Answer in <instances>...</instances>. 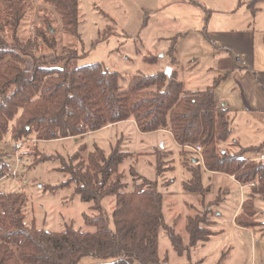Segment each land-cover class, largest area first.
<instances>
[{"label": "trees", "instance_id": "16d2710c", "mask_svg": "<svg viewBox=\"0 0 264 264\" xmlns=\"http://www.w3.org/2000/svg\"><path fill=\"white\" fill-rule=\"evenodd\" d=\"M27 1L0 0V179L11 175L16 163L8 145L13 147L23 139L36 142L84 136L131 119L141 132L170 131L181 146L183 158L191 154L189 147L202 138L201 158L195 163L185 159L191 176L184 181V189L201 195L208 190L202 182L201 169L233 175L243 185L251 182V192L242 201L235 222L242 227L257 225L254 196L264 195V159L249 160L245 154L259 153L264 144L239 147L235 152L218 147L230 137L231 126L228 108L217 106L213 87L187 91L176 71L169 77L159 70L132 75L123 88L120 74L102 62L72 68L59 66L58 62L77 56V52L63 47V56L44 58L35 38H18ZM39 1L59 16L64 31L77 30L79 0ZM261 1L264 0H249L251 15H255ZM40 24L46 25L39 28L41 41L55 48L50 22L43 20ZM172 50L171 45L168 53L173 63ZM27 58L32 61L29 69L25 68ZM147 58L156 62L152 54ZM126 154L118 144L107 155L96 146L88 152L86 161L78 152L71 157L78 160L75 164L62 161V171L68 177L53 186L74 182L73 193L92 202L96 213L83 215L92 231L68 224L63 231L53 232L27 224L26 194L0 191V264H77L87 255L100 259L90 264H133L130 258L139 264H167V257L158 254L157 231L161 227L179 255L207 241L213 233L208 228L209 209L188 217L185 243L173 225L164 222L157 178L140 174L138 179L133 178L129 190L124 189L118 166ZM161 173L158 164L157 176ZM105 196L113 197L111 218L102 205Z\"/></svg>", "mask_w": 264, "mask_h": 264}, {"label": "rangeland", "instance_id": "374dc122", "mask_svg": "<svg viewBox=\"0 0 264 264\" xmlns=\"http://www.w3.org/2000/svg\"><path fill=\"white\" fill-rule=\"evenodd\" d=\"M165 1L173 3L165 5ZM177 1L79 0L78 26L75 32H71L63 30L59 16L51 7L41 4L39 0H28L18 38L23 41L35 38L44 58H52L56 54L63 56L60 52L63 47L77 52V56H67V61L65 58L58 62L59 66L65 64L72 68L102 62L120 74L119 84L123 88L127 87L132 75L165 71L167 67L173 66L180 71L184 89H204L213 85L214 79L218 77V73H214L213 49L199 30L201 23L197 22V14H194L193 9L176 5ZM248 1L241 0V10L236 13L228 9L232 0H207L203 4L205 9L211 8L216 12L215 15L225 16L235 24L243 13L250 14ZM256 7L255 22L264 25V1L259 2ZM179 8L191 11L190 15ZM207 12L204 10L205 17ZM43 20L50 22L55 48L49 47L43 42L46 40L40 39L39 28L46 26L40 24ZM187 27L192 29L185 30ZM183 31H187L186 34L178 35ZM171 45H175L178 52V58L173 52L176 58L173 63L168 53ZM150 54L156 56V62L147 60ZM31 66L32 61L27 58L25 68L29 69ZM222 82L221 92L217 93V97L229 90L230 79ZM241 119L245 125L247 120H251L248 116L235 118L236 121ZM263 130L264 127L260 125L259 130L252 132V136H261ZM249 132L250 129H245L240 133L246 137L250 135ZM80 137H83L80 141L82 143L75 141L73 137H66L36 142L23 139L13 147L6 145L7 150L13 154L18 153L20 161L13 164L15 176L8 175L0 179V191L26 194L24 212L27 224L34 223L37 228L53 232L63 231L68 224L82 231H92L93 227L85 224L83 217L84 214L96 213L91 208L92 202L82 200L73 193L74 182L64 187L55 188L53 185L60 184L68 177L62 171L63 162L75 164L78 160L71 158L75 152L86 161L88 152L96 146L107 155L111 147L118 144L121 150L128 153L118 166L124 189L129 190L133 178L138 179L140 174L150 179L157 178L158 189L163 196L164 222L173 225L185 243L188 241L185 231L188 217L210 210L208 228L213 233L207 241L191 247L188 254H177L165 230L162 227L158 229V254L167 257V264H264V195L254 196L257 225L245 228L235 223L233 215L241 201L248 196L249 188H240L236 180L227 174L201 169L203 184L208 187L210 184L208 190L203 195L186 191L183 183L190 178L191 173L184 161L191 163V157L200 159L201 154L189 147L187 149L191 154L188 153L184 160L182 149L166 130L141 132L128 120L118 125L104 126L94 133ZM228 140L218 147L231 152L238 151L239 148L231 146ZM40 156L51 158L44 159ZM259 159L264 158H252ZM158 164L162 172L159 177ZM246 185L253 186V183ZM102 205L111 218L113 197L105 196ZM99 260L87 255L77 264H90ZM129 261L139 264L132 258Z\"/></svg>", "mask_w": 264, "mask_h": 264}, {"label": "crops", "instance_id": "0c3cea01", "mask_svg": "<svg viewBox=\"0 0 264 264\" xmlns=\"http://www.w3.org/2000/svg\"><path fill=\"white\" fill-rule=\"evenodd\" d=\"M170 3L173 2L165 1L164 4L169 5ZM203 3L206 4L207 0H178L176 5H182L186 7V9H193V11L195 12L194 14H197V22L201 23V29L199 30L202 32L204 39L211 45L213 49L212 58L215 60L214 73H218V77L214 79V85H211V87H213L214 90V96L217 106L222 105L228 108L231 126V133L228 141L231 142V146L236 145V148L264 144V130L263 133H261V136H252V132L259 130L260 125L264 127V25H259L258 22H255L256 15L253 16L251 15V13L247 15L243 13L242 18L239 19L237 23L233 24L227 17L220 15L218 17V14L215 15L216 12H214V10H212L211 8L210 10L212 12H207L206 18L204 10L206 11L207 9H205V5ZM240 4L241 0H232L228 9L232 13H236L241 10V7L239 6L242 5ZM179 9L182 10L181 8ZM182 12L188 15H190L191 13V11L187 12L185 10H182ZM191 29L192 28L188 29L187 27V29L185 30ZM186 32L187 31L180 32L178 35L186 34ZM172 47V52H174V54L178 58V52L175 49V45ZM174 61H176L175 57ZM170 68L171 72L174 70L178 73L179 78L181 79L183 84V80L180 76V71H177V69L173 66H170ZM228 79H230L229 90L226 94H221L217 97V93L219 94V92H221L220 87L223 83L222 81H228ZM215 80H217L216 83ZM194 90L203 89H188L187 91ZM237 116H248L249 118H251V120H247V125H245V122H243L242 119L239 121L235 120ZM121 122L111 124V126L118 125ZM131 122L135 125V122L133 120H131ZM245 129H250L249 136L245 137L241 135L242 133L240 132H242V130L245 131ZM98 130L89 133H94ZM166 131L170 133V131ZM82 138L83 137L80 136L73 137V139L77 142H80ZM162 144L163 143L160 142L161 147H163ZM177 146L181 148L180 145L177 144ZM257 156H264L263 147L259 153H252L247 155L249 160H252L253 157ZM185 159L186 158H184V160ZM190 159L193 163L197 162L194 161V157H191ZM185 163L186 162L184 161V164ZM185 165L187 166V164ZM227 175L230 178L235 179L233 175ZM236 182L242 189L247 187L250 190L251 188V186L243 185L237 180ZM250 192L251 191H249V193ZM242 201L238 208L239 211L237 210L238 212H234V221L236 215L240 212Z\"/></svg>", "mask_w": 264, "mask_h": 264}, {"label": "built area", "instance_id": "2783aa9c", "mask_svg": "<svg viewBox=\"0 0 264 264\" xmlns=\"http://www.w3.org/2000/svg\"><path fill=\"white\" fill-rule=\"evenodd\" d=\"M18 144H19V143H18ZM190 149H191L192 151H194V152H197V153H200V154H201V151H202V149H203V146H202V142H201V140H200L199 142H197L196 144H194L193 146H191ZM14 156H15V162H16V164H17V163L20 161V157H19V155H18L17 152H15ZM260 157L263 158L264 156H260ZM15 174H16V171H15V169H14V170L11 172V175L15 176Z\"/></svg>", "mask_w": 264, "mask_h": 264}, {"label": "water", "instance_id": "95a60500", "mask_svg": "<svg viewBox=\"0 0 264 264\" xmlns=\"http://www.w3.org/2000/svg\"><path fill=\"white\" fill-rule=\"evenodd\" d=\"M164 72L167 74V76H169V77L171 76V68L170 67H167V69ZM194 159H195L194 161H198V158H194Z\"/></svg>", "mask_w": 264, "mask_h": 264}]
</instances>
